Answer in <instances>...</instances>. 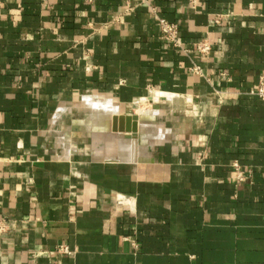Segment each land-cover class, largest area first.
Masks as SVG:
<instances>
[{"label": "crops", "instance_id": "0c3cea01", "mask_svg": "<svg viewBox=\"0 0 264 264\" xmlns=\"http://www.w3.org/2000/svg\"><path fill=\"white\" fill-rule=\"evenodd\" d=\"M263 72L264 0H0V264H264Z\"/></svg>", "mask_w": 264, "mask_h": 264}, {"label": "built area", "instance_id": "2783aa9c", "mask_svg": "<svg viewBox=\"0 0 264 264\" xmlns=\"http://www.w3.org/2000/svg\"><path fill=\"white\" fill-rule=\"evenodd\" d=\"M160 30L163 33L164 38L173 42L176 46H178V25L174 22H170L164 18L158 19ZM198 50L203 53H208L210 51V46L207 43H201L198 46ZM252 95L257 96L261 100H264V72L261 73L258 77V81L256 87L250 91ZM235 171L237 180H242L244 174L241 170L238 169V165L235 163ZM7 223L4 218L0 217V236L6 231ZM58 250L62 253H69V248L65 245L58 246Z\"/></svg>", "mask_w": 264, "mask_h": 264}, {"label": "bare ground", "instance_id": "6f19581e", "mask_svg": "<svg viewBox=\"0 0 264 264\" xmlns=\"http://www.w3.org/2000/svg\"><path fill=\"white\" fill-rule=\"evenodd\" d=\"M89 105L90 107H92L94 110L98 111V113H101L103 110H107L108 108L111 107V103L109 102L110 100H108L107 98V102L105 101H97L94 97V99L92 98H85L84 99ZM103 107V108H102ZM116 108L113 106L112 110H115ZM116 111V110H115ZM101 115V114H99ZM103 121V119H101ZM92 122V121H91ZM91 124V123H90ZM89 124V125H90ZM103 125V124H102ZM99 127V126H98ZM100 128V127H99ZM151 128V127H150ZM90 130V129H89ZM158 131V130H157ZM155 132V131H154ZM160 132V131H159ZM145 134V133H144ZM141 142V141H140ZM155 143V142H154Z\"/></svg>", "mask_w": 264, "mask_h": 264}, {"label": "water", "instance_id": "95a60500", "mask_svg": "<svg viewBox=\"0 0 264 264\" xmlns=\"http://www.w3.org/2000/svg\"><path fill=\"white\" fill-rule=\"evenodd\" d=\"M121 120V119H120ZM136 120V116H133V117H127L126 118V123H127V126L126 127H123L122 125L121 126H119V131H122V130H126V131H130V132H132L133 133V136H134V133H135V131H136V126H135V124L133 123V125L130 127V122L131 121H135ZM121 121H123V120H121ZM115 123H116V119H114V126H113V129H114V131H116L117 130V128H116V126H115ZM122 123V122H121Z\"/></svg>", "mask_w": 264, "mask_h": 264}, {"label": "rangeland", "instance_id": "374dc122", "mask_svg": "<svg viewBox=\"0 0 264 264\" xmlns=\"http://www.w3.org/2000/svg\"><path fill=\"white\" fill-rule=\"evenodd\" d=\"M103 108V107H102Z\"/></svg>", "mask_w": 264, "mask_h": 264}]
</instances>
